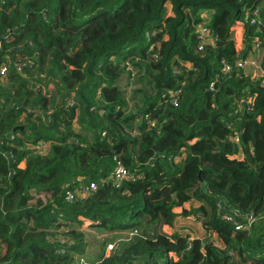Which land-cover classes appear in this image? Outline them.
I'll list each match as a JSON object with an SVG mask.
<instances>
[{
	"label": "trees",
	"instance_id": "1",
	"mask_svg": "<svg viewBox=\"0 0 264 264\" xmlns=\"http://www.w3.org/2000/svg\"><path fill=\"white\" fill-rule=\"evenodd\" d=\"M258 42L264 0H0V264H264V83L221 71Z\"/></svg>",
	"mask_w": 264,
	"mask_h": 264
},
{
	"label": "built area",
	"instance_id": "2",
	"mask_svg": "<svg viewBox=\"0 0 264 264\" xmlns=\"http://www.w3.org/2000/svg\"><path fill=\"white\" fill-rule=\"evenodd\" d=\"M259 10H260V8L258 6L253 8L254 17L252 18L251 23H260L261 22V20L258 16ZM196 32H197L198 38L200 40L199 44H198L199 49H201L205 45H212L213 46L216 37L213 34V32L209 29L208 25H206L202 22V24L198 25ZM258 44H259V42L255 45L256 51H257ZM235 63L236 64L233 67L232 64L227 63V62H223L222 67H221L222 73L227 74L233 68L235 69L236 67L244 69V67L248 64L255 65L254 59L250 60L248 57L245 59H240V58L236 59ZM260 72L262 73L261 75L264 74L263 71H260ZM0 73L2 75L5 73V67L2 70H0ZM262 83H264V77L262 79ZM211 86H212V84H211ZM230 139L232 140L233 143H235L237 145V143L239 141L237 136H231ZM35 146H36L35 148H37V149L39 148V151L42 153V152H44V150H46L48 148L49 143L48 142H42L41 144H36ZM115 160L116 161H115L114 168L110 172L109 176L106 177L105 182H110L114 187L118 188L124 182H126L128 180H133L135 178V176L133 173L129 172L128 169H126L124 167V165L121 163V161L118 158H115ZM96 186L97 185L95 182L79 185V186L75 187L73 190H69L66 193L65 199L69 202H72L78 198L87 196V195H89L95 191ZM223 217L225 220L229 221L230 223H234L236 229H241L244 226V225H241L240 223L236 224L232 215L229 213H225L223 215ZM133 233H136V230L131 231L130 235ZM61 242H62V244H64L63 243L64 240H62ZM112 247H113V243L108 244L107 250L112 249ZM64 250H65L64 248H60L58 252L63 253ZM80 261H83V260L81 259ZM155 262H156L155 264H166V261L162 260L161 257H158Z\"/></svg>",
	"mask_w": 264,
	"mask_h": 264
},
{
	"label": "rangeland",
	"instance_id": "3",
	"mask_svg": "<svg viewBox=\"0 0 264 264\" xmlns=\"http://www.w3.org/2000/svg\"><path fill=\"white\" fill-rule=\"evenodd\" d=\"M169 9H170V7L168 8V11H169ZM199 15L203 18V23L206 24V25H208V22H209V20H210V18L212 16V11H202ZM240 47H242V44H240ZM252 52L253 53H249L248 54V58L250 60H253L254 59L255 61H257V63H256V65H257L258 63H260V59H261V56H262V52H256L255 49ZM2 69H0V70H2ZM243 70H244L243 73L246 74L252 81L262 80L263 77H264V74L261 75L262 73L260 72L259 65H257V67H256L255 65L248 64V65H246L244 67ZM254 73H256V75H254ZM138 86L139 85H137V84L134 83V84H132V87H130V90H134ZM129 95L131 96L132 95V92L131 93L129 92ZM134 103L137 104V105L140 104V96L138 94L134 98ZM41 143L42 142H38L37 144H41ZM29 147H32V146H29ZM35 147L36 146H33V149ZM190 221H191V223L193 225L192 226V229L193 230H191V232H193V234L194 233H197V231H199V229H200V223L194 217H192L190 219ZM193 227H195V228H193ZM83 230H84L85 234L88 235V239L89 238L91 239V240H87L88 241V245H87V247L85 249V253L88 254L89 257H96L100 253L99 249L97 248L98 247V244L100 243V238L106 237V235H103V233H98L95 230L91 229L90 227H85L84 226L83 227ZM195 230H197V231H195ZM164 231L167 232V233H169V234L172 233V229L170 227H168V226L165 227V230ZM124 233L125 232L107 233L108 234L107 236L116 235V236H122L123 237V236H125ZM130 233H131V231H127L126 232V235H130ZM214 241H218V238H215ZM162 260H164V257H162ZM86 262L90 263V261H88L86 259L85 261H78L77 264H86ZM144 264H150V263H144Z\"/></svg>",
	"mask_w": 264,
	"mask_h": 264
},
{
	"label": "crops",
	"instance_id": "4",
	"mask_svg": "<svg viewBox=\"0 0 264 264\" xmlns=\"http://www.w3.org/2000/svg\"><path fill=\"white\" fill-rule=\"evenodd\" d=\"M192 203V205H196V204H194L193 202H191ZM84 225H86V224H88V223H90V221H88V220H84ZM165 227L166 226H163V230H165ZM193 228H195V227H193ZM136 262V261H135ZM141 262V263H140ZM144 264V263H150V262H148L147 261V259L146 258H140V259H138L137 260V262L135 263V264ZM151 264V263H150Z\"/></svg>",
	"mask_w": 264,
	"mask_h": 264
},
{
	"label": "water",
	"instance_id": "5",
	"mask_svg": "<svg viewBox=\"0 0 264 264\" xmlns=\"http://www.w3.org/2000/svg\"><path fill=\"white\" fill-rule=\"evenodd\" d=\"M227 258H228V256H226V257H225V259H224L225 261H224V263H223V264H225V262H226Z\"/></svg>",
	"mask_w": 264,
	"mask_h": 264
}]
</instances>
